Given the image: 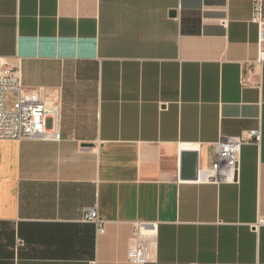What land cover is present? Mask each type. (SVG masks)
Segmentation results:
<instances>
[{
    "label": "crops",
    "instance_id": "1",
    "mask_svg": "<svg viewBox=\"0 0 264 264\" xmlns=\"http://www.w3.org/2000/svg\"><path fill=\"white\" fill-rule=\"evenodd\" d=\"M251 15L252 0H0V65L59 94L61 135L0 141V264H130L136 223L155 225L148 264H264ZM259 125L236 183L199 182L214 143Z\"/></svg>",
    "mask_w": 264,
    "mask_h": 264
},
{
    "label": "built area",
    "instance_id": "2",
    "mask_svg": "<svg viewBox=\"0 0 264 264\" xmlns=\"http://www.w3.org/2000/svg\"><path fill=\"white\" fill-rule=\"evenodd\" d=\"M251 23L257 26L258 53L254 64L264 65V0H252ZM242 86L251 85L249 78H241ZM15 96L12 110L6 109V96ZM59 94L43 89L28 90L22 84V74L17 68L0 65V141L58 142ZM262 129L242 131L236 137H221L214 143V160L211 169L203 172L199 182L214 184L237 182L241 149L246 144L259 146ZM82 221L94 225L97 234L105 232V221L96 207L86 208ZM264 225V216H258L254 229ZM155 225L136 223L133 242L127 251L130 264L154 262Z\"/></svg>",
    "mask_w": 264,
    "mask_h": 264
},
{
    "label": "rangeland",
    "instance_id": "3",
    "mask_svg": "<svg viewBox=\"0 0 264 264\" xmlns=\"http://www.w3.org/2000/svg\"><path fill=\"white\" fill-rule=\"evenodd\" d=\"M15 100H16L15 96H9V95L6 96V109L7 110L13 109V105L15 103Z\"/></svg>",
    "mask_w": 264,
    "mask_h": 264
},
{
    "label": "water",
    "instance_id": "4",
    "mask_svg": "<svg viewBox=\"0 0 264 264\" xmlns=\"http://www.w3.org/2000/svg\"><path fill=\"white\" fill-rule=\"evenodd\" d=\"M90 145H86V147H89ZM194 171H193V176H192V178H193V180H195L196 179V176H197V168L195 167V165H194V169H193Z\"/></svg>",
    "mask_w": 264,
    "mask_h": 264
}]
</instances>
